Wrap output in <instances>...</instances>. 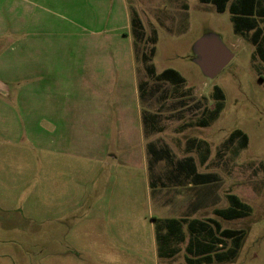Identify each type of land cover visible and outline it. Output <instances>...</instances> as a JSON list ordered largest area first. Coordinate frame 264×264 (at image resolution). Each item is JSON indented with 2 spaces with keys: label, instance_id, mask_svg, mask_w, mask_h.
<instances>
[{
  "label": "rangeland",
  "instance_id": "374dc122",
  "mask_svg": "<svg viewBox=\"0 0 264 264\" xmlns=\"http://www.w3.org/2000/svg\"><path fill=\"white\" fill-rule=\"evenodd\" d=\"M31 2L0 0L13 32L18 18L35 12L43 20L40 37L0 39V83L10 97L0 116V264H188L190 219L245 233L234 259L211 264H264V21L258 53L251 34L234 33L231 14L198 0ZM132 11L143 26L136 32ZM203 37L233 54L213 80L195 63L193 47ZM35 41L38 63L22 62L20 46ZM149 64L155 75L172 69L185 82L157 81ZM215 88L223 107L202 127L218 100ZM238 132L247 137L244 148ZM187 157L216 177L196 188L200 211H191L193 186L165 180L173 169L167 160ZM148 180L160 188L146 191ZM228 194L249 207L248 216L214 215L228 206ZM169 218L184 220L182 241H168L177 252L161 258ZM229 248L226 241L217 251Z\"/></svg>",
  "mask_w": 264,
  "mask_h": 264
},
{
  "label": "trees",
  "instance_id": "16d2710c",
  "mask_svg": "<svg viewBox=\"0 0 264 264\" xmlns=\"http://www.w3.org/2000/svg\"><path fill=\"white\" fill-rule=\"evenodd\" d=\"M229 1L230 0H199L201 4L213 5L218 13L225 12ZM228 12L232 16L234 33L240 36L251 34V43L256 47L258 53H262L259 40L263 31L259 27V23L264 21V0H233L228 7ZM132 17V31L136 32L137 29H142L141 22L135 11H132ZM135 35L138 34L135 33ZM149 55H154L153 48L149 51ZM143 60L147 61V58L143 56ZM145 69L147 74L157 81L167 82L173 86H179L185 82L184 78L172 69H166L158 75H155L151 65H146ZM215 96L218 100L214 109L207 113L205 121L200 123L202 127H207L210 123L214 122L219 117L222 110L223 96L217 88H215ZM233 134L232 137L234 136ZM236 136L237 139L240 140V147L244 148L247 141L246 135L238 132ZM231 139L229 140L230 142H232ZM189 160L190 159H187L185 162ZM167 161L177 169H185L184 166L182 167L183 163H173L172 160ZM191 174V180L196 184L205 185L216 180V177L211 174L195 175L193 172ZM226 199L229 204L228 208L217 210L215 212L216 216L228 221L242 219L248 216L250 212L249 207L243 204L238 198L228 194ZM165 222L167 223L163 224L160 230L162 233L160 235L159 255L161 258H171L176 254L177 249L169 248V242L175 241L176 243H180L182 241L180 223L184 222V220L180 221V223L176 220H166ZM187 230L189 232V238L185 247V252L187 254L186 262L188 264H211L213 261L218 263L229 262L236 257L245 236L243 230L222 229L221 226L212 219L206 221H190L187 223ZM171 238L173 240H169ZM226 241L230 242L231 248L227 249L224 253H218L217 247H222Z\"/></svg>",
  "mask_w": 264,
  "mask_h": 264
},
{
  "label": "crops",
  "instance_id": "0c3cea01",
  "mask_svg": "<svg viewBox=\"0 0 264 264\" xmlns=\"http://www.w3.org/2000/svg\"><path fill=\"white\" fill-rule=\"evenodd\" d=\"M24 1H27V0H24ZM28 1H33L31 3H32V7H34V8L37 7V5L35 3H38V2H42L43 4H47L48 3L47 0H28ZM232 1L233 0H230L228 2L229 5H230V3ZM198 2H199V0H198ZM228 3H227V5H228ZM203 5H209V4H203ZM228 7L229 6H227L226 7V10H225L227 12H228ZM2 8H3L2 9V13L0 15V23H1V26H0V39H3L7 35V33H9V32H12V34L14 32H16V33H18L23 38H37V37H40L41 36V30L40 29L42 28L41 27L42 26L41 22L43 20L41 19V17H38L37 15H35L36 14L35 12L32 13L34 16H28L26 18H18V23H19V25L17 27L18 29H16V30L13 29L14 30V32H13V31H11V27L8 24L11 21L10 14H9V11H8L9 10V5L5 4V6H2ZM15 8L16 7H14V9ZM49 9L50 8H48L45 11L49 13L50 12ZM37 11L38 12H41V10L39 8L37 9ZM24 14H26V9L22 6L21 9H18V15L19 16H23ZM38 14H41V13H38ZM137 16H138V14H137ZM13 19H17V14L14 13ZM140 22H141V20H140ZM141 26H142V22H141ZM50 27L51 26H47L46 28L49 29ZM242 37H244V36H242ZM249 39H250V37H249ZM250 43H251V41H250ZM39 44L40 43L37 42V41L31 42V43H29V42L26 43L25 42L24 44H22L20 46V50L21 51H19V53L21 54V59H23L22 62H24V60H26V59H29V60H33L34 62L38 63L37 58L34 55L38 54V51L40 50V45ZM251 45H253V44L251 43ZM132 50H133V47H132ZM0 53H1V56H2L4 53H6V51L4 52L3 50H1ZM22 55H23V58H22ZM41 79H44V78H41ZM0 85H1L0 86L1 87V93H0V116L3 117L4 115H6L8 113V111L10 109V107L7 105L8 100H9L10 97L7 95V92L9 91L8 85L5 84V83L4 84L0 83ZM139 124L141 126V122L140 121H139ZM55 145H57V141L56 140H55ZM135 148L136 147L133 146V149H135ZM140 159L145 164V162H144V160H145V152H141ZM187 159H190V160L188 162H185V161H187ZM131 161H132V159H127V160H122L120 163H121V165L122 164L129 165V163H131ZM173 163H175V162H173ZM176 163H183L182 167L184 166L185 169H183V170L177 169V168L174 167V165H171L173 169H170V171L168 173V177L165 180H167L168 182H170L169 180H172L171 182L173 184L174 182H180V179L182 177L183 180L186 181V183L188 184L189 187H192L193 186L194 193L197 192V197L196 196L194 197L193 206H192L193 209L191 211H196V210L197 211H200L201 206H202V195H201V191H198V190L196 191V188H197V186H201V184H196V183L192 182V180H191V175L192 174L191 173L193 172L195 175H203V173L198 172L196 162L191 157H187V158H185L183 160H180V161H178ZM200 163H202V160H201ZM192 168H193V170H192ZM146 170H147V168H146ZM148 173H149V170H148ZM189 173H190V175H189ZM146 174H147V171H146ZM151 175H153V174H151ZM145 183H146L145 184L146 185V191H148V190L151 191V188H152V191L154 193L156 188H160L159 186L157 187L156 185H154L153 181H151L149 183V180H148V183L147 182H145ZM162 187H165V185H162ZM227 204H228V202H227ZM228 206H229V204H228ZM228 206L226 208H224V209H227ZM224 209H220V210H224ZM216 211L217 210H214V215H216L215 214ZM168 220H179V219L169 218ZM193 220L201 221V220H198V219H190L188 221H193ZM212 220H214V219H212ZM222 220H224V219H222ZM214 221H216V220H214ZM225 221H228V220H225ZM188 236H189V232H188ZM55 259H56V261H58V257H55ZM51 262H53V261H51Z\"/></svg>",
  "mask_w": 264,
  "mask_h": 264
},
{
  "label": "water",
  "instance_id": "95a60500",
  "mask_svg": "<svg viewBox=\"0 0 264 264\" xmlns=\"http://www.w3.org/2000/svg\"><path fill=\"white\" fill-rule=\"evenodd\" d=\"M196 65L209 80L215 79L233 59V54L215 37H203L193 47Z\"/></svg>",
  "mask_w": 264,
  "mask_h": 264
}]
</instances>
